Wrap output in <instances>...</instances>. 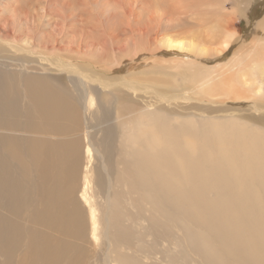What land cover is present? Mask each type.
I'll return each mask as SVG.
<instances>
[{"label": "bare ground", "instance_id": "6f19581e", "mask_svg": "<svg viewBox=\"0 0 264 264\" xmlns=\"http://www.w3.org/2000/svg\"><path fill=\"white\" fill-rule=\"evenodd\" d=\"M209 1L218 11L215 20H201L192 16V20H196L193 23L182 24L178 21L176 24L172 15L170 18L164 16L168 13L166 11L158 14L154 20L152 16L151 21L159 22L152 32L154 38H149L150 42H145L143 47L127 50L128 56L124 54L122 57L121 50L117 53L114 49L110 51L104 48L88 59L73 58L75 55L69 59L65 56L60 58L61 66L68 72L70 88L48 80L47 75L26 74L27 101L23 107L20 104L23 90L15 89L14 85L11 90L10 85L13 83H7L14 78L15 71L13 74L11 70L4 68L5 65L0 68V145L5 146L4 154L0 153V174H9L11 178L8 179L9 182L6 178L2 179L5 181V193L0 197L7 200L6 206L16 214H20L19 209L33 210V221L27 227L22 225V221L18 223L10 220L9 223L8 219H0L4 224V228L0 230L3 246L8 247L11 243L13 246L16 241L21 242L31 236L28 237L30 243L26 245L27 249L25 247V254L23 253L26 259L23 257L17 264H62L65 257L76 250L74 243L68 240L69 237L82 239L86 236V231L90 233L94 246L101 239L104 249L108 251L106 264H140L134 255H128L122 249V246H128L137 236L133 228L124 221L127 217L140 219L146 203L150 204V225L148 223L147 227L150 233L156 238L169 237L166 254L178 248L176 255L182 261L179 262L173 254L170 259L174 264H187L185 245L191 254L199 256L206 264H264V221L260 230L256 228L254 221L257 212L253 208L259 207V203L250 199L258 200V195L264 192L252 185L255 170H258L259 177L264 181V174L261 173H264V168L260 167L264 159L257 156V151L264 150V135L258 134L252 127L254 125L244 120L246 117L243 116L223 117L222 122L215 119L197 121L192 119V115L167 110L164 103L156 106L151 102L152 96L151 101L144 100L142 103L134 99V95L137 96L136 92L140 90V84L134 82V78L136 81H150L151 77L145 71L149 70L150 74L152 71L168 74L169 67L171 72L176 70L174 73L170 72L173 74L171 81L175 78V81L181 82L179 87L184 86L182 94L176 96L193 100L189 92L209 98L237 90L231 86L234 83L232 76L221 72L218 74L222 81L223 76H228L231 79L227 82L230 80V83L226 88L219 87L221 83L225 87V81L216 85L213 81L218 70L208 69L210 66L206 61L202 62L201 57L207 60L215 58L220 52H226L230 48L235 53L238 44L246 40L242 39V35L235 39L233 17L239 12L242 16L248 13L250 16L255 15L259 7L260 16L252 20L255 25L250 31L252 39L257 41L253 46L244 42L242 47L246 65L252 67L250 71H245L246 65H240L244 72L237 75L238 84H247L252 73L264 75V0H234L233 11L228 10L226 0ZM180 4L182 3L179 6ZM181 11L177 12L179 20H182ZM80 15L79 13L77 17ZM163 19H167L166 23H163ZM73 21L71 19V23ZM214 21L217 23L214 24ZM202 30L204 31L201 32ZM12 41L6 40L11 46L25 50L22 48L24 45ZM158 41L161 45L156 44ZM154 43L155 46L152 47ZM40 51L42 50L29 49L27 52L42 55ZM178 52L186 55L178 57ZM43 55L48 53L44 52ZM16 66L23 67V64ZM30 68L34 66H27L26 70ZM23 69L25 70V65ZM143 73L147 77H143ZM236 79L235 77V82ZM261 79L264 81V77ZM156 93L165 100L163 102H170L176 94H168L162 90ZM237 94L248 98L243 96L244 93ZM253 104L257 110L256 102ZM83 115L86 117L83 118ZM21 118L24 119L22 123ZM88 118L101 126V137L96 140L89 135L83 156L87 159V164L79 196L77 191L80 188L78 183L82 147L81 139L76 134L89 122ZM258 121L264 122V117ZM196 143L218 144L216 164L206 162L212 156L205 158L203 150ZM234 149L243 151V158H237L236 153L228 151ZM21 150L24 152L23 158L19 154ZM94 153L99 158L96 171L91 166ZM8 158L17 166L25 159V164L19 171L11 170L5 165ZM239 160L244 161L237 163ZM212 187L222 193L221 202L213 200L212 205L201 202L194 206L187 204V198L200 200ZM236 196L247 201L243 208L248 210L246 224L250 228L249 233L231 229L228 216L221 211L230 208L231 199ZM134 198L135 201H132ZM4 205L1 203V206ZM128 207L137 210L130 213L127 212ZM196 219L205 220L207 230L195 232L189 221ZM34 225L45 226L47 229H34ZM175 228L180 229L177 246L172 237ZM111 252H115V256H111ZM75 264H83L81 258Z\"/></svg>", "mask_w": 264, "mask_h": 264}, {"label": "rangeland", "instance_id": "374dc122", "mask_svg": "<svg viewBox=\"0 0 264 264\" xmlns=\"http://www.w3.org/2000/svg\"><path fill=\"white\" fill-rule=\"evenodd\" d=\"M180 1L179 0L178 1L177 0H96V1L95 0H0V17H1L0 18V26H1L0 27V42L3 43V44L0 43V45H2L0 46V64L3 63V65H0V68H3L5 65L4 68L8 69V71L9 70H11L12 72L15 71V74L13 72L14 78L10 79L7 83L9 84L13 83L12 85H10L11 90L14 89V87L15 89L21 88L23 90V94L20 98V104L23 107V105L27 101L26 92H25V86H26L25 80L27 79L26 74L28 73H31V74L40 73L43 75H47L48 80L53 81V82H58L63 87L70 88V83L68 81V72L66 68L61 66L60 61H59L60 58L64 56L65 58H68V59L72 58L74 55L75 57L73 58L77 57V58L88 59V58H92L93 56H96L95 54L98 52L100 53L101 51H103L104 48H107L110 51L114 49V52H117V53L120 52L121 50L122 57L124 54L125 56H128L129 55L128 51L134 48L143 47L145 42H148V41L150 42L149 38H154L152 32L155 29L154 27H156L159 22L151 21L150 18L153 16L152 18L154 20L158 14H161V13L164 14L165 11L168 13L165 14L164 16H167V18H170L171 17L170 15H172V18L175 19L176 24L178 21L182 24L193 23L196 20L193 18L194 20L193 21L191 18L192 16L197 17L198 19H201V20H205V19L215 20V17H218V11H216V9L214 8L215 6H213L209 0L207 1L205 0H192V1L191 0H183V1L180 0ZM233 1L234 0H226V6L228 7L229 11L234 10L233 4H232ZM179 3H182V4H180L179 6ZM258 3H260V1H258ZM196 5H199V7H197ZM177 8L179 10H176ZM257 9H258V13L255 15L250 16L248 13L247 15L244 14L245 16H242L241 15L242 13L239 12L236 17H233V23L235 25L234 30L236 29L235 34H234L235 39L239 37L238 35H242V39L246 40L244 42H248L249 46L250 45L253 46L255 42L257 41V40L255 41L254 39H252V34L250 33V31L253 29L255 25L253 23L254 21L252 20L260 16L259 10H261V8L259 7ZM178 11H181L182 13L181 15L182 20H179L177 18ZM172 12L174 15L172 14ZM214 12L217 13V15ZM79 13L81 15L80 17H77ZM73 18H76V19L74 20ZM188 18L190 20H188ZM71 19L72 21L74 20L72 23H71ZM76 20L78 22H75ZM165 20L167 19L162 20L163 23H166ZM216 23L217 22L214 21V24ZM4 25H7V27H5ZM83 28L85 30H83ZM197 28L201 29L199 27ZM161 31L164 33L163 30ZM203 31L204 30H202L201 32ZM3 32H4V35H2ZM6 40L8 41L13 40L12 42H14L15 40L14 43L19 42L18 43L19 45H22V46L24 45L22 48L23 49L25 48V50L22 51L21 49H18L15 46H11L9 43L6 42ZM203 42H206V41H203ZM243 43L238 44L237 48L235 49V53H233V50L231 48L230 49L227 48L229 49L228 51L220 52V55L215 58H211L207 60L206 58L200 56L201 61L202 62L206 61L207 65L210 66L208 69L218 70L217 72L215 71L216 72L215 80L213 81L215 82L216 85L217 83L219 84L225 81V84H226L224 85L225 87H223L224 83H221L219 87L226 88V86L230 83V80L227 82V80L230 78L228 76H223L224 81H222V77H220L221 75L219 76L218 74V72H221V73H224L225 75L228 74L229 76H232L234 83H232L231 86L233 88L236 87L237 90H234L231 93H227V92L221 93V95H219L218 97L214 96V97H209V98L204 97V96L202 97L196 96L193 93L189 92L190 94L194 95V97H192V95L189 94L191 98H194L193 100L187 99L186 97L183 98L181 96H176L178 94H182L181 90H183V87H184L182 85L181 87H179L181 82L175 81L174 77H173L174 80L171 81V77L173 75V74L171 75V73L176 72V70H173L171 72L169 71L171 69L170 67L169 69L167 66L165 67L159 66L161 68H166V69L168 68V71H167L168 74H165V73L159 74L157 71H152L150 74L148 70V71H145V73L147 72L150 75L149 76L146 73L147 76L151 77L152 81L151 79L150 81H144V80L136 81V78H134L135 80L134 82L140 84L138 85L140 90L136 92L137 96L134 95V99H137L140 101L139 103H142L144 100L151 101V96H152V99L154 101L152 100L151 102L155 103L156 106L159 105V103H162V104L164 103L163 105L165 106L167 110L170 109L169 111H174L179 114L186 113L187 114L186 116L192 115V119H195L197 121L200 119H206L207 121H211L212 119H215L218 122H222L223 117L229 118V116L233 117L236 115L243 116V117H246L244 118V120H248L251 124H253L254 126L252 127L255 128V131L258 132V134H260L261 136H263L264 135V122H260L258 121V119L264 117V81H262L261 79L264 77V75L252 73L250 76L251 78L250 80L248 79L247 84L245 85L238 84L239 78L237 75L239 73L244 72L242 68L240 67V65L242 64L246 65L245 56L242 53ZM156 44L161 45V42L158 41ZM8 45L11 47L8 48L7 47ZM154 46H155V43L154 45H152V47ZM210 47L214 48V46L212 45H210ZM13 49L15 51H13ZM29 49H33L34 51L42 50L40 51L42 55H37V54L34 55L31 53H28L27 51ZM23 52L27 54H24ZM44 52H47L48 55H43ZM176 54L178 55V57H182L186 55L182 52H178ZM21 59L25 61L21 62L20 61ZM13 63L15 65H13ZM16 64H23V67L16 66ZM161 64H164V63H161ZM24 65H25V70L27 69V66H31V67L34 66V68L32 69L30 68L26 70V73H25V70L23 69ZM48 65H51V66H48ZM57 66H60L58 67L60 69H58ZM251 67L252 66L250 65H246L245 71H250ZM61 72L63 73L61 74ZM146 74L143 73L142 74L143 77L144 76L147 77ZM139 77H142V76L140 75ZM219 77L220 79H218ZM235 77L237 78L236 79L237 82H235ZM1 84L2 83H0V85ZM215 84L213 85L215 86ZM19 85L22 87H19ZM148 85L152 86L153 88L149 87ZM257 88L260 89V92L258 91ZM161 90L168 94H171V93L175 94V92L176 94L174 95L173 98L170 97L172 98L170 102H163L165 100H163L161 97L159 98L156 93ZM237 92L239 94L244 93L243 96L248 97V98L241 97L240 95L237 94ZM196 97L198 98L195 100ZM184 99L185 100L187 99V100L185 101ZM253 102H256L257 110L254 108ZM165 104L167 105V107ZM185 105H187L188 107ZM93 110H95V107L93 108ZM214 115L220 118H217ZM85 117L86 115H83V118ZM86 120L87 119H85V123H86ZM178 120H181V119L179 118ZM23 121L24 119L21 118L20 122L22 123ZM88 121H89L88 123L84 124L85 125L84 128L78 130V133L76 134V136L81 139V147H82V151H81L82 160L79 165V170L81 171V173H80V180L78 183L80 188H78V191H77L79 196H80V192L82 189L81 188L82 176H83V172L85 171L86 164H87L86 162L87 159L83 156H85V148L90 139L89 135H91L96 140L97 138L101 137V132H100L101 126L97 122L91 121L90 118H88ZM196 144L200 145L199 146L200 150L201 149L203 150L205 158L212 156L211 159H207L206 162L216 164L217 157L215 156V154L218 151V148L216 146L218 144H200V143H196ZM4 148L5 146L0 145V153L2 155L4 154L3 153ZM234 150H228V151H230V153L232 154L236 153L237 158H243L244 156L243 151L236 150V149ZM257 153H259L257 154L258 157H260L261 159H264V150L257 151ZM19 154L23 158L24 156L23 150L19 151ZM246 156L250 157L251 155H246ZM211 160H214V161L212 162ZM98 161H99L98 155L94 153L91 166L93 169H95V171L97 168ZM243 161L244 160H239L237 163H242ZM223 162L226 163L225 160ZM24 164H25V159H23V162L20 164L21 166L15 165L9 158L5 161V165L9 166L11 170H16V171H19V169ZM260 167L264 168V161L262 162ZM225 168L228 169L227 166H225ZM243 172L247 173V171H243ZM261 173L264 174L262 171ZM253 176L255 177V180L254 182H252V185L258 188L259 191L261 192L264 191V181H262L261 178L259 177L258 170L253 171ZM4 178H6L7 180L11 179L9 174H6V173H4L3 175L0 174V195L5 193V184H4L5 181L2 180ZM18 178L20 177H17V179ZM18 180H21V178ZM131 194L134 197L136 196L135 193H131ZM204 195L205 197L201 198L200 200L194 197H189L186 199V202L187 204L194 206L200 202L205 203L206 205H212L213 200H218L220 202L222 200V193L218 189H213V187ZM263 195H264V192L262 195H258V200L250 197L251 200H255L257 203H259L258 205L259 207L253 208L257 212V216L255 218L254 223H255L256 228H258L259 230L262 228V224L264 221V196ZM132 201H135V198L132 199ZM1 203L2 205L5 204L4 205L5 207L1 206ZM6 203H7V200L4 201V199L2 200V198L0 197V207L4 209L3 210L0 208L1 209L0 210L1 221L6 220V219H8L9 223H11L10 220L17 221L18 223L22 221L23 223L22 225H25L26 227L28 226V223H32L33 221L32 215H31L33 211L32 209H27V208L21 209V210L19 209L18 211L20 214H16L14 210L6 206L7 205ZM129 203H130V200H129ZM129 203H126V204L129 205ZM246 204H247V201H242L241 197L236 196V197H232L230 208L221 210L229 218V221H228L229 227L233 230H237L242 233L250 232V228L246 224L247 217H248L247 216L248 210H245L243 208ZM136 210L137 209H130L129 207L127 208V212H130V213H135ZM5 211L6 212L9 211V212L6 213ZM141 212H142V215H141L142 217L138 220H134L128 217L125 219L124 221L125 224L130 225L133 228V230L136 232L137 236L131 244H129L128 246H122V249L126 253H128V255H134L139 260L140 264H174V262L170 259V256H172L173 254L174 256L178 258V261L181 262L182 259L176 255V251H178V248L173 249L172 253H168V254L165 253L167 252L168 247H169V241H168L169 237L164 236L161 238H156L154 234L150 233V231L148 230L147 227L149 223L150 204L146 203V205L143 207V210ZM12 213H14V215ZM8 215H11V216L9 217ZM12 215L14 216V218ZM200 216H203V214H200ZM218 216L220 217L219 214ZM1 221H0L1 223L0 230L4 228V224ZM87 221L89 225L88 217H87ZM35 225L33 226L34 229H42V230L47 229V227L45 226H39V225L35 226ZM189 225L195 232L202 233L205 230H207V227L205 225V220L203 219H200L199 221L197 219L190 220ZM46 232L51 234L50 231L48 230H46ZM85 234L86 236L84 235L83 236L84 238L82 237V239H75V238L69 237L68 240H71L74 243V245L76 246L75 247L76 250L74 249L72 252H70L68 254V257H65L66 259L62 261V264H71V263L75 264L77 263V260H79L80 258L83 264H106V258H107L108 251L104 249L101 239L96 241V244H95L96 246H94L93 244L94 242L91 240L90 233L86 231ZM179 236H180V229L175 228L174 235L172 236L173 243L175 246H177V244L179 243ZM28 237H31V236L29 235ZM28 237L24 238L21 242L16 241V244L18 245L15 244L12 246V243H11V245H9L8 247L3 246V241L2 239H0V264H17L18 263L17 261H20L23 257L26 259V255H24L27 249L26 245L30 243V240ZM95 248L96 250H94ZM2 249L3 251H1ZM185 250H187V253H188V255L186 253V256L188 257L187 262H186L187 264H206L199 256L191 254V251L187 249L186 245H185ZM8 252H9V255H8ZM115 254H116L115 252L110 253L111 256H115ZM7 256H9V258ZM176 264H181V263H176Z\"/></svg>", "mask_w": 264, "mask_h": 264}]
</instances>
